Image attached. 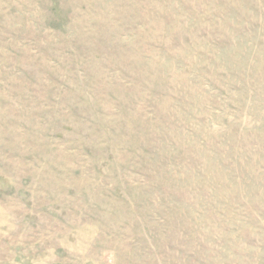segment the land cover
Here are the masks:
<instances>
[{"label": "rangeland", "instance_id": "1", "mask_svg": "<svg viewBox=\"0 0 264 264\" xmlns=\"http://www.w3.org/2000/svg\"><path fill=\"white\" fill-rule=\"evenodd\" d=\"M0 264H264V0H0Z\"/></svg>", "mask_w": 264, "mask_h": 264}]
</instances>
